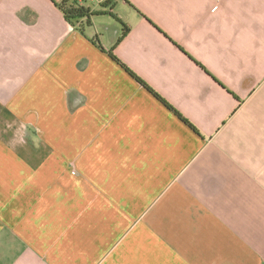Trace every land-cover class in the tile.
<instances>
[{"label": "crops", "instance_id": "crops-1", "mask_svg": "<svg viewBox=\"0 0 264 264\" xmlns=\"http://www.w3.org/2000/svg\"><path fill=\"white\" fill-rule=\"evenodd\" d=\"M61 1L0 0V264H264V0Z\"/></svg>", "mask_w": 264, "mask_h": 264}, {"label": "trees", "instance_id": "trees-1", "mask_svg": "<svg viewBox=\"0 0 264 264\" xmlns=\"http://www.w3.org/2000/svg\"><path fill=\"white\" fill-rule=\"evenodd\" d=\"M125 1L131 7H133L128 1ZM91 0H62L55 5L57 8L63 13L65 20L71 24L74 28H76L81 34H86L85 30L92 25V20L98 16L110 15L118 22H120L123 26L122 36L119 38L117 44H119L127 35L129 28L124 25L119 18L114 14L113 9L115 7L114 0H105L99 4V10H93L91 8ZM127 29L124 33V30ZM113 59H115L123 68H125L128 73L135 78L138 82L143 83V85L154 94L164 105L171 110H173L179 117L181 115L171 107L167 102H165L156 92H154L151 88H149L142 80H140L126 65H124L121 61H119L116 57L112 55Z\"/></svg>", "mask_w": 264, "mask_h": 264}, {"label": "rangeland", "instance_id": "rangeland-1", "mask_svg": "<svg viewBox=\"0 0 264 264\" xmlns=\"http://www.w3.org/2000/svg\"><path fill=\"white\" fill-rule=\"evenodd\" d=\"M91 8L93 10H96L99 8L98 3H91ZM114 14L119 18L120 21H129L128 15L125 13V10L122 9V7H118L114 10ZM123 21V22H124ZM98 23L101 24V26H104L103 29L105 30V37L111 38V36L116 35L117 31L119 30V33H121L122 24L118 22L113 17H99Z\"/></svg>", "mask_w": 264, "mask_h": 264}]
</instances>
